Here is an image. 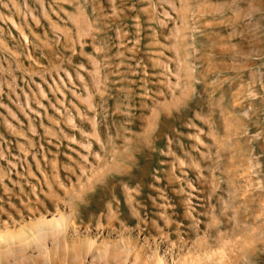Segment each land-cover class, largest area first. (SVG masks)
<instances>
[{
  "label": "rangeland",
  "instance_id": "obj_1",
  "mask_svg": "<svg viewBox=\"0 0 264 264\" xmlns=\"http://www.w3.org/2000/svg\"><path fill=\"white\" fill-rule=\"evenodd\" d=\"M0 264H264V0H0Z\"/></svg>",
  "mask_w": 264,
  "mask_h": 264
},
{
  "label": "bare ground",
  "instance_id": "obj_2",
  "mask_svg": "<svg viewBox=\"0 0 264 264\" xmlns=\"http://www.w3.org/2000/svg\"><path fill=\"white\" fill-rule=\"evenodd\" d=\"M66 217V216H65ZM64 218H63V215H59V216H57V217H52L51 219H49L48 220V222H50V224L51 225H56L57 223H60L62 220H63ZM65 220V219H64ZM63 220V221H64ZM66 221V220H65ZM36 222V221H35ZM36 224V223H35ZM44 224H46L47 225V221L46 220H44V219H42L41 221H40V219H39V222H37V224L36 225H40V227L42 226V225H44ZM61 224V223H60ZM59 225V224H58ZM49 226V225H48ZM53 226V227H54ZM57 227V226H56ZM41 228H43V227H41ZM114 258V257H113Z\"/></svg>",
  "mask_w": 264,
  "mask_h": 264
}]
</instances>
